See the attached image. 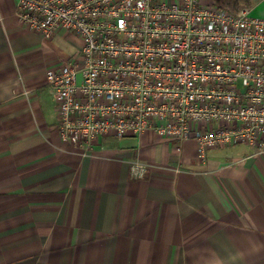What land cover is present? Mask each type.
<instances>
[{"label": "crops", "instance_id": "1", "mask_svg": "<svg viewBox=\"0 0 264 264\" xmlns=\"http://www.w3.org/2000/svg\"><path fill=\"white\" fill-rule=\"evenodd\" d=\"M249 2L264 18V0ZM61 36L77 47L56 63ZM81 46L0 0V264H264V153L235 144L201 161L195 142L177 152L154 131L62 141L46 74Z\"/></svg>", "mask_w": 264, "mask_h": 264}, {"label": "built area", "instance_id": "2", "mask_svg": "<svg viewBox=\"0 0 264 264\" xmlns=\"http://www.w3.org/2000/svg\"><path fill=\"white\" fill-rule=\"evenodd\" d=\"M18 16L51 40L73 34L79 51L46 82L62 141L159 137L210 149L264 153V18L214 0H18ZM149 165L133 159L144 177Z\"/></svg>", "mask_w": 264, "mask_h": 264}, {"label": "trees", "instance_id": "3", "mask_svg": "<svg viewBox=\"0 0 264 264\" xmlns=\"http://www.w3.org/2000/svg\"><path fill=\"white\" fill-rule=\"evenodd\" d=\"M214 2L217 6L235 13L244 8H250L249 0H214Z\"/></svg>", "mask_w": 264, "mask_h": 264}, {"label": "rangeland", "instance_id": "4", "mask_svg": "<svg viewBox=\"0 0 264 264\" xmlns=\"http://www.w3.org/2000/svg\"><path fill=\"white\" fill-rule=\"evenodd\" d=\"M60 38H61L60 39V43H59L58 47L55 49V52H54L55 53V59H56L55 62L56 63H62V62H64L66 60L65 53H69V51H71L73 49V47L71 45L77 47L76 44H70L71 41L69 42V40H68L69 38L62 37V36ZM67 42H69V43H67Z\"/></svg>", "mask_w": 264, "mask_h": 264}]
</instances>
